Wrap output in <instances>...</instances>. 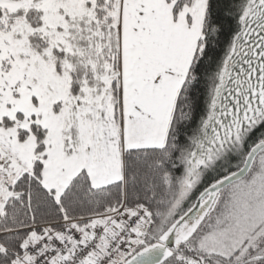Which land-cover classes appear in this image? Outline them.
<instances>
[{"label": "snow or ice", "instance_id": "6c2138e0", "mask_svg": "<svg viewBox=\"0 0 264 264\" xmlns=\"http://www.w3.org/2000/svg\"><path fill=\"white\" fill-rule=\"evenodd\" d=\"M0 264H264V0H0Z\"/></svg>", "mask_w": 264, "mask_h": 264}]
</instances>
